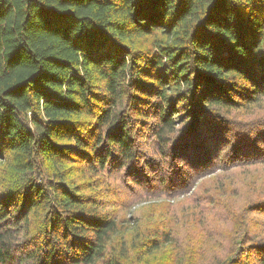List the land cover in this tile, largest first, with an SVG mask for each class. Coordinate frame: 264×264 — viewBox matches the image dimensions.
<instances>
[{
	"label": "trees",
	"instance_id": "16d2710c",
	"mask_svg": "<svg viewBox=\"0 0 264 264\" xmlns=\"http://www.w3.org/2000/svg\"><path fill=\"white\" fill-rule=\"evenodd\" d=\"M0 264H264V0H0Z\"/></svg>",
	"mask_w": 264,
	"mask_h": 264
},
{
	"label": "rangeland",
	"instance_id": "374dc122",
	"mask_svg": "<svg viewBox=\"0 0 264 264\" xmlns=\"http://www.w3.org/2000/svg\"><path fill=\"white\" fill-rule=\"evenodd\" d=\"M142 193V190L138 187V192H132L131 194H123L122 192V198L125 202V210L124 212L126 214H128L127 216H139L141 214H149L152 213V210H157V209H162L163 210L165 208H171L170 210V215L171 214H176L177 212H180V204L183 203H187V201H182L180 199H168L163 195L157 194V196L154 199H150V200H145L146 198H140ZM181 201V203L179 202ZM200 201H197V203H199ZM187 207V206H186ZM185 207V209H186ZM201 215L196 217V223L195 226L191 225L192 228L190 227V225H184L186 231H190L191 234L193 233V228H195L196 230V234L200 233V229L202 226L198 225L199 219H201ZM137 224V223H136ZM135 225L134 228L136 227ZM172 224V222L170 223ZM190 224H194V223H190ZM133 229V228H132ZM176 236H178V241L180 240V236L177 234ZM181 237L183 238V242L186 241V239L188 238V235L186 232L181 231Z\"/></svg>",
	"mask_w": 264,
	"mask_h": 264
}]
</instances>
